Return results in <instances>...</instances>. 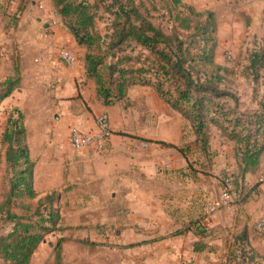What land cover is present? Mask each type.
<instances>
[{
    "label": "rangeland",
    "instance_id": "obj_1",
    "mask_svg": "<svg viewBox=\"0 0 264 264\" xmlns=\"http://www.w3.org/2000/svg\"><path fill=\"white\" fill-rule=\"evenodd\" d=\"M262 1L182 0L185 7L213 13L214 61L234 72L223 87L238 98L239 109L249 114L264 105V69L256 78L244 71L250 53L264 47ZM54 17L57 15L50 0H0V78L11 73L14 60L23 80L12 94L16 104L0 106V236L11 228L4 214L8 207L29 216L39 198L52 194L64 229L45 233L29 264H56L61 237L59 264H183L188 259H211L204 250L195 254L196 242L214 254L218 252L229 264L264 263V240L247 220L243 224L236 220L235 212L228 214L227 220L223 217L224 224L204 228L199 223L205 206L219 194L226 178L232 182V204L240 206L245 198L240 190L234 142L213 125L208 129V148L203 151L194 142L189 121L145 86L128 89L120 103L97 112L100 101L88 85L82 87L88 101H82L79 109L72 106L65 112L55 110L57 118L37 119L34 103L46 104L53 88L43 82L35 87L31 72L40 55L34 50L53 33L43 22L53 23ZM161 23L167 25L166 18ZM58 24L65 30L62 22ZM97 25L104 31L106 21L101 19ZM67 44L59 47L58 59L71 65L60 56L64 47L74 56L77 53ZM21 58L33 67H23ZM14 108L24 115L26 144L35 165L36 197L8 201L11 173L4 162L6 147L1 137ZM13 115L17 116L15 112ZM98 115L107 117L108 135L85 148L90 151L86 158L88 172L83 166L85 158L70 144L69 131L76 127L97 134ZM158 140L177 145L183 152L162 146L156 143ZM89 173L95 177L86 176ZM259 183L257 180L252 189ZM217 238L222 240L221 247L215 244Z\"/></svg>",
    "mask_w": 264,
    "mask_h": 264
},
{
    "label": "trees",
    "instance_id": "obj_2",
    "mask_svg": "<svg viewBox=\"0 0 264 264\" xmlns=\"http://www.w3.org/2000/svg\"><path fill=\"white\" fill-rule=\"evenodd\" d=\"M50 2L66 32L83 48L85 77L93 81L95 95L104 106L120 103L132 87H150L189 121L194 142L201 150L208 148L211 125L234 142L239 179L260 163L264 155V105L257 112L246 113L239 109L238 98L223 87L234 72L214 61L216 22L211 11H195L185 7L182 0ZM162 18L167 25L161 23ZM101 19L106 21L104 31L97 25ZM18 65L13 60L11 73L0 80V106L22 85ZM244 69L258 77L264 69V47L250 53ZM1 143L6 147L4 162L11 173L6 200L35 198V165L20 109L14 108L8 115ZM156 143L183 152L177 145ZM24 208L30 210L29 206ZM4 214L11 228L0 236V264H29L45 233L64 229L52 194L39 198L29 216L14 213L9 207ZM62 241L63 237L58 240L56 264L60 262ZM205 248L203 243L193 245L195 252Z\"/></svg>",
    "mask_w": 264,
    "mask_h": 264
},
{
    "label": "crops",
    "instance_id": "obj_3",
    "mask_svg": "<svg viewBox=\"0 0 264 264\" xmlns=\"http://www.w3.org/2000/svg\"><path fill=\"white\" fill-rule=\"evenodd\" d=\"M260 6L263 11L264 1L260 2ZM53 20V23H49L46 21L43 22L44 27H48L49 30L53 31L52 34H50L45 40H43L45 42L42 41L41 43V41H38L39 39L35 40L36 42H39L41 44H37V47L34 50V52H36L35 54L40 55V57L35 58L37 64H34V68L31 72L33 78L32 81L35 87H38L37 82L41 83V85H43V82L48 85L51 84L53 88V90H50L51 98L46 102V104H43V102L40 101L34 103L33 113L35 116H38L37 119L39 120L48 118L50 116L57 118L58 116L55 115V110L59 111L60 109H63L65 112L69 111L68 109L72 106L74 107V109L75 107L79 109L80 103L82 101H88V99L84 95L82 87L90 85L95 92L93 81L85 77L83 66V48L78 46L72 36H70L66 32V30H63L60 27V24H58V22H60V18L58 16L54 17ZM65 43H68L67 45L69 46V48H71V50L77 51V53H75L76 62L74 64L66 65L58 59V49L60 46H64ZM75 46H77L78 48ZM28 64L29 60H24V58L21 60V65L23 67H28V69L33 67L28 66ZM3 78H0V80ZM12 94L1 103V105L5 106V108L11 106L12 104H16V99L12 97ZM113 106L114 105L104 106L100 101V104L98 105V107H96V111L98 112L100 110H108ZM73 122H75V120ZM76 152H78L85 158L82 159L83 166L85 167L86 171L90 172V166L87 165L86 159L90 151L84 149ZM262 174H264V155L261 156L260 163L255 168L245 173L243 179H239V182L241 184L240 190L245 194V198L241 202L240 206L238 204H232L230 208L223 209L215 213L212 226L219 223L224 224L221 222L224 219L223 217H226L228 214H232L234 212L237 216L236 220L241 221L242 224L247 220L248 225H253L257 219L264 216V182L259 183L256 189H252V185ZM86 176H89L91 178L95 177L93 173L86 174ZM246 190H248V192ZM225 219L227 220L228 216ZM221 227L222 225H220V228ZM220 231L221 230L218 231L219 235ZM215 244L217 247H221L222 240L220 238H217V240H215ZM204 251H206V254L211 255V259H188L189 262H183V264H229V262H227V259H220V255L218 252L217 254H214V251L208 247L207 249L205 248ZM195 254H197V252H195ZM260 262L262 263L263 260L261 259Z\"/></svg>",
    "mask_w": 264,
    "mask_h": 264
},
{
    "label": "built area",
    "instance_id": "obj_4",
    "mask_svg": "<svg viewBox=\"0 0 264 264\" xmlns=\"http://www.w3.org/2000/svg\"><path fill=\"white\" fill-rule=\"evenodd\" d=\"M60 53V56L65 61V63H74L75 56L68 48H62ZM96 126L98 127V133L95 135L83 132L76 127H71L69 131V140L72 148L76 151H81L85 148L93 146L97 141L101 142L106 139V135H108L107 117L105 115L96 116ZM258 180L260 183H263L264 174H262ZM231 183V179L226 178L222 184L219 194L216 197L210 199L205 206L202 218L199 221V223L204 228H209L212 226L215 213L223 209H228L232 206ZM253 228L255 233L264 240V216L254 222Z\"/></svg>",
    "mask_w": 264,
    "mask_h": 264
}]
</instances>
